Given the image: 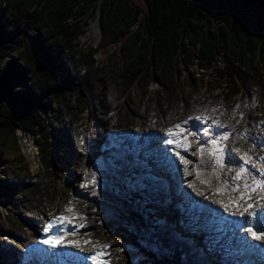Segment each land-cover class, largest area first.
Returning a JSON list of instances; mask_svg holds the SVG:
<instances>
[{"label": "trees", "instance_id": "obj_1", "mask_svg": "<svg viewBox=\"0 0 264 264\" xmlns=\"http://www.w3.org/2000/svg\"><path fill=\"white\" fill-rule=\"evenodd\" d=\"M93 18L100 30L98 46L79 45ZM151 82L157 85L155 104L201 82L221 90L217 106L229 114L219 121L226 125L221 130L231 133L229 141L240 140L235 145L244 152L246 144L262 140L264 0H0V202L19 186L33 191V184L17 181L18 175L29 177L21 154L7 159L17 148L16 129L41 143L42 160L50 161L49 140L67 139V129L58 130L64 120L86 112L90 101L106 111L94 98L114 92L122 99L124 117L117 126L122 131L130 121V103H139ZM187 100L184 94L183 104ZM105 126L100 122L101 134ZM105 139L104 148H118L112 131ZM7 210L12 212L11 206ZM30 251L20 255V264L48 260Z\"/></svg>", "mask_w": 264, "mask_h": 264}, {"label": "rangeland", "instance_id": "obj_2", "mask_svg": "<svg viewBox=\"0 0 264 264\" xmlns=\"http://www.w3.org/2000/svg\"><path fill=\"white\" fill-rule=\"evenodd\" d=\"M99 42L100 30L97 19L93 18L87 21L84 33L78 38V44L86 46L91 43L95 48ZM106 48L110 51L113 45ZM94 59L96 62L101 60V50L96 51ZM201 83L184 91L188 103L183 104L182 94L171 101L162 97L160 99L162 103L157 100L155 104L152 98L156 96L157 85L151 82L146 94L139 99L140 102L130 103L132 106L130 121L125 125L127 128L123 127L122 131L121 127H117L124 117L120 106L122 99L114 92L106 96L98 95L94 100L101 101L108 109L100 111L90 101L86 112L64 120L58 126V130L59 127L62 130L67 129V139L61 140L58 144L52 139L49 140L50 145L47 149L53 154L50 161L42 160L41 143H37L30 135L24 142L22 139H15L17 148L7 152V159L13 160V156L21 154L27 165L29 177L18 175L17 181L20 184L25 180L28 183L26 186L29 183L33 184V191H24L23 187L19 186L12 190L14 194L7 193V199L3 198L0 202V264H20L18 262L20 255L31 249L37 251L38 256L48 259L43 260L42 264H53V259L59 258L64 250L66 253H74L75 257L85 256L86 259L89 258L88 255L96 256L102 253L97 260L92 259L91 264H100V261L107 264H208L203 258H198L194 237L191 238L185 230H180V225L174 220L173 211L168 212L170 204L164 192L167 187L154 179L155 176L152 175L154 173L148 170L147 165L139 163L138 155L139 157L143 155L141 151L145 153L146 149L140 148L136 153L135 141L131 138L132 135H138L140 140L142 136H153L152 133H157L163 138L168 128L182 124L188 117L197 115L208 116V123L193 120L185 127L196 124L200 128L211 126L210 130L223 132L221 128L216 129L214 123L220 122V118L226 119L225 116L229 114L217 106L220 91L212 89L209 84ZM135 97L139 98L137 95ZM54 119L56 120V117ZM100 122L106 124L104 134L99 132ZM111 131L118 139V148L116 147L113 152L102 146L107 141L105 138L108 132ZM233 131L237 134L238 128L234 127ZM53 133L54 136L58 134ZM197 138L189 136L190 150L187 155L181 153L179 156L193 164L188 169L189 174H196L197 177L199 166L200 176L210 183H204L203 189H195V182L187 179L189 181L182 180V185L188 184L187 187L196 195L197 192L203 193L202 196L207 197V204L213 212L218 209L221 213H247L244 207L237 206V203L241 205V201L231 203L239 195L246 196L245 200L249 201H246V205L252 203L258 205V202L264 204V189L251 193L249 199V191L243 187L244 184L252 185L260 179L264 180V176L259 172L264 170V137L262 140H253L248 145H243L246 149L244 151L254 158L256 167H252L250 163L248 172L239 180L233 179L239 168L228 164L227 155L225 156L227 167L214 171V158L207 151L202 156L199 151L201 146L194 149V139ZM206 139L210 137H202L198 144H202ZM38 140L45 144L42 137ZM237 141L234 138L232 140L234 145L229 146L234 148L235 143L240 142ZM226 142L224 143L227 147ZM29 145L38 151L35 163L31 161L33 148ZM234 152L236 151L232 149L231 154L237 159L243 154L241 152L234 155ZM19 171L23 173L22 166ZM225 180L231 181L229 187L241 185L237 192L227 190L223 192L225 198H230L228 203H224V200L219 198L220 193L216 191L217 186L224 187ZM199 182H202L201 179ZM211 189L215 190L213 194L209 193ZM215 202L220 204L221 208L212 207ZM225 204L229 205L227 211L222 207ZM6 206L7 208L11 206L12 212L8 211ZM34 208L37 209L35 215L32 214ZM68 208L74 209V212H68ZM144 212L148 215L146 216ZM59 215L72 217V224L63 225L60 229H51L45 234V226ZM11 217H15L14 221ZM80 225L83 227L77 229ZM64 232L68 233L64 236L65 244L68 245L66 247L52 249L40 243L50 235H63ZM73 240L78 243V247L70 246L69 242ZM105 245L108 247L105 248ZM12 251L18 256H12ZM59 262L65 263L62 256Z\"/></svg>", "mask_w": 264, "mask_h": 264}, {"label": "snow or ice", "instance_id": "obj_3", "mask_svg": "<svg viewBox=\"0 0 264 264\" xmlns=\"http://www.w3.org/2000/svg\"><path fill=\"white\" fill-rule=\"evenodd\" d=\"M239 107V106H237ZM243 117V114L241 113V118ZM200 121L203 124H207L209 117L208 116H201L197 115L195 117H188L187 120H185L182 124H176L171 128H168L166 131L167 139L164 141V143L168 145H177L180 148H183L184 151H189L188 145L191 143V141L188 140L189 136H197V142H200V139L202 137H210V139H206L201 144V147L199 149L201 155L205 153V151L208 152L210 156L214 158L215 168L214 171L218 169H223L227 167L225 165V156L227 155L229 157L228 164L232 165L236 168H239V171L236 172L233 179L239 180L241 176L248 172V165L251 163L252 167H256L255 160L253 157L248 155V152L244 151L242 155H240L237 158L233 157L231 154V149L228 148L226 152V145L224 142L229 140V137L231 133H224L216 130H210V127L200 128L197 127L196 124H192L191 127H185L189 123V121ZM215 128L219 129L221 127H226V125L221 124L220 122H214ZM240 138L245 139L247 141V136L244 134H241ZM237 152H241V149H237ZM179 155V153H176ZM180 160L187 164L189 161H187L183 156H180ZM184 171L187 173V168L184 169ZM229 171H231V168H229ZM260 175L264 176V170H259ZM197 178L201 179L203 183H210V181L204 179L200 176V168L197 166ZM219 179V177H217ZM93 183H95V179H93ZM224 187L217 186V193H222L224 191L229 192H237L239 191L241 185H235L231 186L230 180H225ZM189 186L191 187V183H189ZM243 187L249 191V199H251V193L257 191L258 189H264V180L256 181L254 184H244ZM197 195H203V193L197 192ZM207 199V197H205ZM245 197L243 195L235 197L234 200L231 203H237V201L244 200ZM238 207H244V210L247 211V209L252 208L253 204H248L246 207L244 205H240L237 203ZM224 208V211L228 210L229 205L225 204L222 205ZM68 212H74V209L68 208ZM232 215H235L234 213ZM73 218L67 217L64 215H59L55 217L53 220L49 221L48 224L45 226L44 231L45 234L49 233L51 229L57 228L60 229L61 226L72 224ZM83 227V225H80ZM227 226L230 229V233L232 236L238 240L242 244H247L249 242V239L252 241H260L261 239H264V209H258L255 212H252L249 217L244 218H238L235 220H224V225L222 226V229ZM221 229V230H222ZM255 229V230H254ZM247 233L248 235H240V233ZM68 235L67 232H64L63 235H50L48 239L41 240L40 243L48 245L49 248L56 249V248H62L66 247L68 245L65 244L64 236ZM72 235H75V233H72ZM71 247H78V243L76 241H70L69 242ZM105 248L108 247L107 245L104 246ZM102 253H98L96 256H93V260H97L99 256H101ZM100 264H107V262L100 261Z\"/></svg>", "mask_w": 264, "mask_h": 264}, {"label": "bare ground", "instance_id": "obj_4", "mask_svg": "<svg viewBox=\"0 0 264 264\" xmlns=\"http://www.w3.org/2000/svg\"><path fill=\"white\" fill-rule=\"evenodd\" d=\"M98 32V31H97ZM151 135H154L156 138H158V140H156V141H160L161 143H158L159 145H160V147H159V145L158 144H152L150 147H149V152H150V154H149V158H156L157 159V155H160V151H162V149H164L165 148V150H166V155L168 156V157H173V158H171V160L173 161H170V162H172L174 165H176V168H178L177 170H179V174H177V175H174V177L177 179V180H187L188 178H185V177H189V179H191V176H186V172L184 171V169L186 168V164H184L181 160H180V156L179 155H177L176 153H179V154H181V153H184V154H188L186 151H184L183 150V148H180V147H178L177 145H168V144H166V143H164V141H166V139H167V136H165V137H161L160 135H158L157 133H152ZM145 137V136H144ZM171 149V150H170ZM163 152V151H162ZM162 154V153H161ZM160 158H162V160L164 161L165 159H166V156L164 155V156H161ZM163 164H164V168H163V170H162V172H161V174L164 176V175H168V172H169V166H166V164L163 162ZM172 164V165H173ZM185 174V175H184ZM260 180H262V179H260ZM259 180V181H260ZM182 185V184H181ZM188 184L186 185V184H183L182 185V187H183V189L185 190V191H191V189H189L188 187ZM191 193V195H194V192L193 191H191L190 192ZM240 196V195H239ZM244 197H245V199H246V196L244 195ZM240 200L241 202V205H244L245 207L247 206L246 205V200ZM227 203L229 202V199L226 201ZM210 206V205H209ZM216 206H218V205H216ZM253 206H258V205H253ZM214 207H215V205H214ZM222 215H224V214H222ZM241 215H243V217H248V215H246V214H244V213H239V214H235V215H232V214H230V216L232 217H236V218H239Z\"/></svg>", "mask_w": 264, "mask_h": 264}, {"label": "built area", "instance_id": "obj_5", "mask_svg": "<svg viewBox=\"0 0 264 264\" xmlns=\"http://www.w3.org/2000/svg\"><path fill=\"white\" fill-rule=\"evenodd\" d=\"M219 64H221V62H219ZM202 73V71L200 70V71H197V75H200ZM217 90H219V89H217ZM219 91H221V90H219ZM16 136H17V140L18 139H22V141L24 142L25 141V139H27V138H30V136L28 135V134H25L24 132H22L20 129H16ZM232 145H234L233 143H231V146ZM31 145H29V147H30ZM32 147V146H31ZM33 148V150L31 151V153H32V162L33 163H35L36 162V160H37V158H38V151L36 150V148L35 147H32ZM1 177H3L1 174H0V178Z\"/></svg>", "mask_w": 264, "mask_h": 264}]
</instances>
